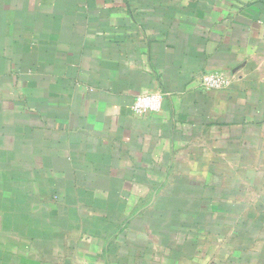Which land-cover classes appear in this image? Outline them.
Segmentation results:
<instances>
[{"label":"crops","instance_id":"1","mask_svg":"<svg viewBox=\"0 0 264 264\" xmlns=\"http://www.w3.org/2000/svg\"><path fill=\"white\" fill-rule=\"evenodd\" d=\"M0 264H264V0H0Z\"/></svg>","mask_w":264,"mask_h":264},{"label":"built area","instance_id":"2","mask_svg":"<svg viewBox=\"0 0 264 264\" xmlns=\"http://www.w3.org/2000/svg\"><path fill=\"white\" fill-rule=\"evenodd\" d=\"M225 80L218 72H208L200 75V86L205 91H216L224 87ZM162 95L146 94L136 96L131 104V111L134 115L142 117L160 110Z\"/></svg>","mask_w":264,"mask_h":264}]
</instances>
